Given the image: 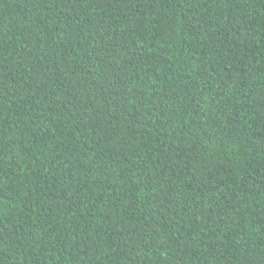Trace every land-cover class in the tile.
<instances>
[{
  "label": "trees",
  "instance_id": "16d2710c",
  "mask_svg": "<svg viewBox=\"0 0 264 264\" xmlns=\"http://www.w3.org/2000/svg\"><path fill=\"white\" fill-rule=\"evenodd\" d=\"M0 264H264V0H0Z\"/></svg>",
  "mask_w": 264,
  "mask_h": 264
}]
</instances>
